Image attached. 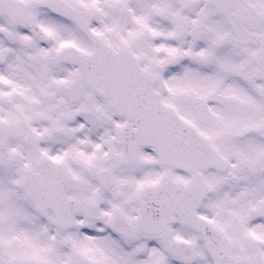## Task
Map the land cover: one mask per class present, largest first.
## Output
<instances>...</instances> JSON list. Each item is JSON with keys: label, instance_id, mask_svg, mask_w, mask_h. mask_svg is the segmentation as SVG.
<instances>
[{"label": "snow or ice", "instance_id": "1", "mask_svg": "<svg viewBox=\"0 0 264 264\" xmlns=\"http://www.w3.org/2000/svg\"><path fill=\"white\" fill-rule=\"evenodd\" d=\"M0 264H264V0H0Z\"/></svg>", "mask_w": 264, "mask_h": 264}]
</instances>
